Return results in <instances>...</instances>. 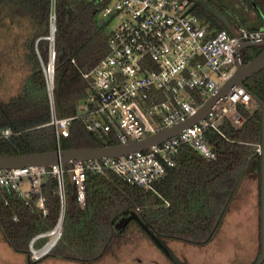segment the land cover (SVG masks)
<instances>
[{
  "label": "trees",
  "instance_id": "obj_1",
  "mask_svg": "<svg viewBox=\"0 0 264 264\" xmlns=\"http://www.w3.org/2000/svg\"><path fill=\"white\" fill-rule=\"evenodd\" d=\"M202 1L230 21L228 27L212 12L195 7L193 12L214 33L239 26L264 28V13L257 10L252 0L245 1L259 20L248 25L245 21L238 22L215 0ZM254 1L257 6L263 4L262 0ZM260 10L264 11V6ZM98 13L99 6L92 0H56L52 104L44 71L52 48L47 39L51 36V0H0V22H8L12 39L21 42L16 50L17 65L22 71L17 92L7 100L0 99V132L4 128L13 131L9 139L0 137V155L118 143L114 138H98L86 130L81 120L71 123L68 136L57 137L50 124L53 106L58 119L76 115L79 103L90 95L83 73L108 54V23L100 21ZM263 50L261 46L245 47L242 62H248ZM9 67L15 70L10 64ZM6 78H0V82ZM245 86L264 101V70L250 76ZM238 107L243 118L241 125L235 127L225 120L222 133H209L215 158L207 159L193 147L182 146L175 165L153 183L152 189L131 185L115 173L102 176L89 172L82 206L75 185L67 178L62 235L53 248L57 256L80 263L101 261L109 250L123 242L125 232L134 223L144 234L146 227L159 239L197 246L209 244L252 164L259 166L261 183L262 155L258 148H262V113ZM260 189L261 184L259 192ZM43 193L47 214L36 208L34 198L26 200L12 194L7 204L0 200V232L9 247L25 256L29 264L39 262L31 261V247L40 250L46 245L49 236L42 235L56 227L63 210L57 179L46 178ZM134 213L138 220L117 228L119 220Z\"/></svg>",
  "mask_w": 264,
  "mask_h": 264
},
{
  "label": "built area",
  "instance_id": "obj_2",
  "mask_svg": "<svg viewBox=\"0 0 264 264\" xmlns=\"http://www.w3.org/2000/svg\"><path fill=\"white\" fill-rule=\"evenodd\" d=\"M92 1L99 6L100 21L108 23V54L83 73L90 95L79 103L76 115L64 119L53 115L50 124L57 137L68 136L74 120H81L86 130L98 138H114L121 144L141 141L185 123L235 74L238 46L264 41V28L239 26L232 31L214 33L197 14L188 12L192 0ZM55 5L56 0H51L53 36ZM47 39L52 42V48L50 64L44 71L51 99L54 37ZM239 61H242L241 54ZM238 106L250 112L261 108L247 88L236 86L205 118L146 150L48 167L0 168V200L7 204L12 194L26 200L34 198L36 208L47 214L43 193L45 179H57L64 206L66 173L76 187L82 206L89 172L102 176L115 173L131 185L152 189L153 183L175 165L182 146L193 147L207 159L215 158L209 133H222L221 125L225 120L235 127L241 125L243 118ZM12 135L11 128L0 132L4 139ZM258 151L262 152L261 146ZM49 235L60 238L62 222L42 236Z\"/></svg>",
  "mask_w": 264,
  "mask_h": 264
},
{
  "label": "rangeland",
  "instance_id": "obj_3",
  "mask_svg": "<svg viewBox=\"0 0 264 264\" xmlns=\"http://www.w3.org/2000/svg\"><path fill=\"white\" fill-rule=\"evenodd\" d=\"M215 1L229 11L238 22L245 21L248 25L257 23L259 20L256 11L245 0ZM262 2L263 4L260 6L263 7L264 1L262 0ZM252 3L260 13H264L254 0H252ZM8 25V22H0V78L7 77L0 82V99L2 100L9 99L17 92L21 84L22 75V71L19 65H17L18 57L16 50V48L21 46V42H16L12 39ZM9 64L12 66V69H15L14 71L11 70ZM4 68L7 75H5ZM47 68L48 66L45 67L46 70ZM258 167L257 164H252L248 170V175L243 179L238 191L230 201V209L223 219V224L211 242L195 248V254L193 253V255L197 261L212 262L213 260L231 259L232 257L239 259L250 258L253 249L251 240H254V232L258 224L255 214L260 208V203H258L260 186ZM67 178L72 183L68 173L65 174L64 183L67 181ZM58 239H54L53 236L49 235V241L42 249L37 250L31 247V261L39 260L36 264H81L76 261L63 260L57 256V252L53 248L57 244ZM173 245L177 248L185 245L187 248L193 247V245L181 242H174ZM115 249L117 254L115 261L107 257L93 264H140L139 258L143 259L142 263L146 262L144 259L147 256L146 254L155 255L156 252L154 244L146 238L141 228L135 223L130 224V227L124 234L123 242L116 246ZM248 253L250 254L248 255ZM0 264H29L25 256L15 253L9 247L1 232Z\"/></svg>",
  "mask_w": 264,
  "mask_h": 264
},
{
  "label": "water",
  "instance_id": "obj_4",
  "mask_svg": "<svg viewBox=\"0 0 264 264\" xmlns=\"http://www.w3.org/2000/svg\"><path fill=\"white\" fill-rule=\"evenodd\" d=\"M197 6H201L205 10L212 12L216 17H218L224 24L230 27V21L226 17V15L218 12L214 7L209 5L207 2L205 3L202 0H197L193 2L192 6L188 10V12L193 11V9ZM53 34L51 38H53ZM50 39V38H49ZM261 46L264 49V41L262 42H245L241 43L237 48V64H236V72L235 74L227 80V82L220 88V92L211 97L207 103L200 107L197 114L190 117L185 123H181L175 126L170 127V129H166L160 131L158 133L152 134L151 136L146 137L141 141H132L127 144H113V145H106V146H94V147H74L65 150H57V151H50V152H31L23 155H8V154H1L0 155V168L1 169H13V168H25V167H48L54 164L62 163L68 164L73 161H87V160H94V159H102V158H113L117 156H124L131 154L134 151H142L148 149L152 144H157L162 141L169 139L170 137L180 133L189 125H192L199 120L205 118L208 113L213 109V107L218 104L220 101L224 100L228 91L236 86H242L247 88L250 92L251 90L245 86L246 80L261 71L264 70V50L259 53L257 56L249 60L248 62L243 63L239 61L241 51L245 49V47H258ZM252 93V92H251ZM253 97L259 103L261 107L262 113V170H261V203H262V241H263V254L260 259V263L262 262V258L264 256V101L261 100L257 95L252 93ZM51 102L53 104V97H51ZM53 115L54 114V106H53ZM64 216V206L60 218V222H63ZM137 219L136 213L124 217L116 223L117 228H124L127 226L128 223ZM138 220V219H137ZM145 230L148 232L149 230L144 227ZM154 240L162 245L160 241L152 235ZM168 252V250L165 248ZM178 264H180L176 258L173 257Z\"/></svg>",
  "mask_w": 264,
  "mask_h": 264
},
{
  "label": "flooded vegetation",
  "instance_id": "obj_5",
  "mask_svg": "<svg viewBox=\"0 0 264 264\" xmlns=\"http://www.w3.org/2000/svg\"><path fill=\"white\" fill-rule=\"evenodd\" d=\"M258 203H260L259 211L258 212L255 211L256 222L258 224H257V229L254 232L255 235L254 240L253 241L251 240L253 249H252V253L250 252L251 253L250 258L246 257L245 259L243 258L239 259L236 257H232L231 259L213 260L212 262H207V261L200 262L197 261L195 259V256L193 255V253L195 254V248L197 247V245L192 244L193 247H188V248L185 245L177 248L176 246L173 245V243L178 241L159 239L155 236L162 244L160 245L154 240V238H152L151 233L147 232L145 236L148 240L151 241L152 244H154V249H156V252L155 255L146 254L147 256L146 258H144L146 262L142 263L143 259L141 258H139L138 260L140 261V264H178L175 260H173L174 257L180 264H264V256L261 260L262 262L260 263V259L263 254V241H262L263 222H262L261 189L259 192ZM165 248L168 250V252L165 250ZM250 253H248V255ZM116 255H117L116 249L114 248L112 250H109L107 257H110L115 261ZM93 263H95V260L91 262L84 261L81 264H93Z\"/></svg>",
  "mask_w": 264,
  "mask_h": 264
},
{
  "label": "bare ground",
  "instance_id": "obj_6",
  "mask_svg": "<svg viewBox=\"0 0 264 264\" xmlns=\"http://www.w3.org/2000/svg\"><path fill=\"white\" fill-rule=\"evenodd\" d=\"M54 239H56V237H53Z\"/></svg>",
  "mask_w": 264,
  "mask_h": 264
}]
</instances>
